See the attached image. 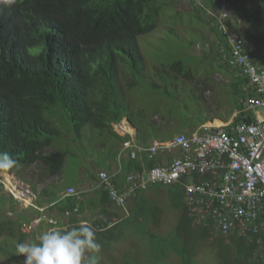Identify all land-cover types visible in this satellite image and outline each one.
<instances>
[{
    "label": "rangeland",
    "instance_id": "374dc122",
    "mask_svg": "<svg viewBox=\"0 0 264 264\" xmlns=\"http://www.w3.org/2000/svg\"><path fill=\"white\" fill-rule=\"evenodd\" d=\"M157 3L162 9L156 28L137 37L144 64L134 74V83L129 72L121 81L126 85L128 81L120 96L126 118L136 128L135 143L142 146L180 132L191 133L215 119L230 122L241 108L240 98L247 90L228 67L217 61L214 50L207 48L211 43L210 25L192 10L189 0H157ZM249 16L248 22L237 26L238 30L246 44L256 47L264 56V7L257 15L249 9ZM197 42L202 43L201 52L195 48ZM176 59L181 61L183 73L190 71V78L171 69L170 62ZM250 114L244 112L245 116ZM60 127L63 141L51 147L66 150L59 177L47 176L36 167L39 164L15 168L20 180L35 193L47 187L53 195H63L67 185L80 188L83 179L90 182L98 170L108 166L113 172L118 162L119 178L135 171L126 165L127 153L118 159L120 144L110 134L102 135L98 129L86 125L81 137L75 139L73 132L67 130L70 126ZM152 191L159 192L162 198L159 193L157 197L151 196L153 192L144 193L135 205L127 202L125 210L101 198V209L109 213V221L104 229L94 230L102 246L98 264H264V229L259 237L220 236L185 208L181 186L156 185ZM4 198L3 206L0 201V224L8 219L15 223L12 227L0 225V264H22V257L16 252L17 235L7 234V229L18 226L16 215L22 211L21 206L29 207V200L14 198L0 184V199ZM78 202L82 208L87 206L86 197ZM36 242L33 238L25 240Z\"/></svg>",
    "mask_w": 264,
    "mask_h": 264
},
{
    "label": "trees",
    "instance_id": "16d2710c",
    "mask_svg": "<svg viewBox=\"0 0 264 264\" xmlns=\"http://www.w3.org/2000/svg\"><path fill=\"white\" fill-rule=\"evenodd\" d=\"M161 9L157 0H0V152L10 153L20 167L39 164L47 176L59 177L66 150L51 147L63 141L60 126H70L68 132L77 139L88 125L121 146L128 136L112 126L126 117L120 95L128 81H121L129 72L134 83L144 64L137 37L156 28ZM252 11L257 15L261 9ZM242 13L248 22L246 0ZM209 31L216 33L213 26ZM170 66L192 76L182 72L180 60ZM240 120L250 117L237 116L233 122ZM159 162L145 155L126 159L135 171ZM103 198L108 201L105 192ZM51 201L62 213L76 203L82 210L73 195H53ZM26 219L20 214L16 228H11L14 220L3 223L11 226L7 231L17 235V242L27 237L21 231Z\"/></svg>",
    "mask_w": 264,
    "mask_h": 264
},
{
    "label": "built area",
    "instance_id": "2783aa9c",
    "mask_svg": "<svg viewBox=\"0 0 264 264\" xmlns=\"http://www.w3.org/2000/svg\"><path fill=\"white\" fill-rule=\"evenodd\" d=\"M189 1L192 10L216 30L207 48L214 50L217 61L228 67L235 77L243 79L242 86L247 90L240 98L241 108L228 123L202 124L196 131L180 132L164 140L154 139L147 146L126 138L118 159L124 153L130 159L138 158L140 152L148 159L162 153L177 154L171 159L164 155L161 164L156 166L128 172L122 190L114 182L115 173L106 169L97 171V184L119 208H124L133 194L149 185H179L186 209L208 223L213 233L224 237L256 236L261 233V216L264 217V56L256 47L247 45L238 30L237 26L245 22L244 0ZM246 1L250 10L264 7V0ZM201 45L196 43L198 52L203 50ZM244 112H250L253 119L233 122L237 116L245 118ZM129 124L123 118L112 126L117 134L131 137ZM120 168L118 162L116 172ZM0 184L21 201L26 202L35 195L24 181L10 173H0ZM70 195L80 199L79 192L72 186L63 194ZM27 202L28 206L44 209L30 200ZM78 208L76 203L72 209L65 210L64 215L77 212ZM42 220L50 229L57 223L50 217H35L24 222L21 231L34 233L36 239Z\"/></svg>",
    "mask_w": 264,
    "mask_h": 264
},
{
    "label": "crops",
    "instance_id": "0c3cea01",
    "mask_svg": "<svg viewBox=\"0 0 264 264\" xmlns=\"http://www.w3.org/2000/svg\"><path fill=\"white\" fill-rule=\"evenodd\" d=\"M246 117H250V120L253 119V116L252 114L246 116ZM125 119H127L125 117ZM128 120V119H127ZM216 120V119H215ZM220 120V119H219ZM222 121V120H221ZM129 122V120H128ZM130 123V122H129ZM208 124H211V123H208ZM128 129H130L129 131L131 132L132 131V136L129 137V138H132L135 140V136H136V128L132 125H128ZM119 147V146H118ZM121 148V146L119 147ZM177 154V152L175 153ZM174 154V155H175ZM142 155H145L143 153H139L138 154V158L141 157ZM167 156L168 158L171 159V157H173L174 155L171 154V153H162V154H159L156 156V158L160 159V162L158 164H161V162L163 161V157ZM127 158V157H126ZM110 168V166H108ZM102 168V169H106V170H110L109 168ZM116 170H114L113 172L111 173H115L114 175V178H115V184L116 186L119 188V189H124L125 187V174H124V177L123 179L119 178L118 175L120 173V170L119 172H116ZM0 173H9V172H4V171H0ZM15 173V174H14ZM10 174L18 177L20 179V177L18 176V174H16V172H10ZM158 184H155V185H149L145 190H142V191H137L135 194H133L128 200V204L130 205H135V203L137 202V200L141 201V196L144 194V193H150V192H153L151 194V196H155L159 193L157 191H152V187L153 186H156ZM68 186H72L76 189V187L78 188L79 186H76L74 184H69L67 185ZM159 186H165V185H159ZM176 186V185H175ZM172 187V186H171ZM174 187V186H173ZM182 188V187H181ZM33 191V190H32ZM76 191L79 192V195H80V199L82 198V201L84 200V198L86 197L87 199V206H85V208H82V210L79 211V208H78V211L77 212H73L71 213L70 215H64V212L62 213L60 211V208H58L57 206L55 205H51L52 203H54L53 201H51L49 198H52L53 196V191H50L49 188L47 187H42L41 190L37 191V193H35V195L30 198V202H33L36 206H38V208H44L43 210H39V209H36L34 207H22V211L19 212L16 216L17 218L19 219L20 217V214H23L27 217L26 220H23L22 223H21V226L24 222L26 221H29L35 217H43V216H46V217H50V218H54L57 223L52 227L54 229H58V230H61V231H65V230H68L72 227H78L80 222L81 221H87L88 224L94 228V230H101V229H104L105 227H107L106 223L109 221L108 220V215L109 213L105 210V209H101V205H100V202H101V198H102V201H104L105 199L103 198V190L98 186L97 184V179H96V175H95V178L92 179L90 182H88V180H85L83 179L82 182H81V186L80 188L76 189ZM183 191V190H182ZM63 195H58V197H62ZM101 196V197H99ZM154 196V197H155ZM159 196L160 198H162L161 196L163 195H160L159 193ZM170 194L168 195V197L170 198ZM157 197V196H156ZM39 198V199H38ZM46 198H48L49 200H46ZM3 200H6L5 198L4 199H0L1 201V205L3 206L4 205V202ZM9 200H12V199H9ZM13 202H15L14 200H12ZM9 202V201H7ZM106 202H110L109 200ZM105 202V203H106ZM126 202V203H127ZM111 203V202H110ZM78 204V203H77ZM107 204V203H106ZM113 204V203H111ZM113 206L117 207L116 205L113 204ZM126 206V205H125ZM124 206V207H125ZM138 205H136L137 207ZM185 206V205H184ZM78 207H79V204H78ZM119 208V207H117ZM186 208V207H185ZM91 209V210H90ZM125 210V208H123ZM93 210V211H92ZM56 211V212H54ZM88 217V219H87ZM89 218H91L89 220ZM261 222L263 223L262 226H261V232L262 230L264 229V220L262 221L261 219ZM99 225H97V224ZM100 223L104 224L105 226L102 227L103 225H101ZM97 225V226H95ZM111 225V224H110ZM109 226V225H108ZM50 225L47 224V222L45 220H42L40 222V225L37 229V233L40 234L41 232L43 231H46L47 229H50ZM97 228V229H95ZM5 229V228H4ZM1 232L4 234L6 233L4 230H1ZM24 233V232H23ZM7 234H9V231H7ZM27 234V237L25 240H27V238H33V240L36 241L35 237H34V233H25ZM9 236V235H8ZM4 238H6V236L4 235ZM11 238V237H10ZM231 238V237H230Z\"/></svg>",
    "mask_w": 264,
    "mask_h": 264
},
{
    "label": "clouds",
    "instance_id": "9594fccd",
    "mask_svg": "<svg viewBox=\"0 0 264 264\" xmlns=\"http://www.w3.org/2000/svg\"><path fill=\"white\" fill-rule=\"evenodd\" d=\"M15 167H19V161L8 152H0V171ZM36 240V243L17 242L16 252L22 257V264H98L102 246L87 221L65 231L48 229Z\"/></svg>",
    "mask_w": 264,
    "mask_h": 264
},
{
    "label": "bare ground",
    "instance_id": "6f19581e",
    "mask_svg": "<svg viewBox=\"0 0 264 264\" xmlns=\"http://www.w3.org/2000/svg\"><path fill=\"white\" fill-rule=\"evenodd\" d=\"M222 124V121L221 120H219V119H216V120H214L212 123H211V125H221ZM130 130V129H129Z\"/></svg>",
    "mask_w": 264,
    "mask_h": 264
}]
</instances>
